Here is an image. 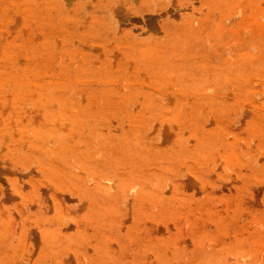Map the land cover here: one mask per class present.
<instances>
[{
    "label": "rangeland",
    "instance_id": "rangeland-1",
    "mask_svg": "<svg viewBox=\"0 0 264 264\" xmlns=\"http://www.w3.org/2000/svg\"><path fill=\"white\" fill-rule=\"evenodd\" d=\"M0 264H264V0H0Z\"/></svg>",
    "mask_w": 264,
    "mask_h": 264
}]
</instances>
